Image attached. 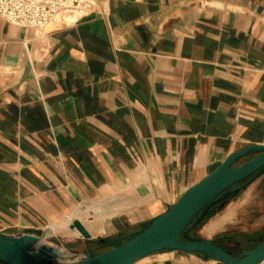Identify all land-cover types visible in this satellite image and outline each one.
<instances>
[{"label":"crops","instance_id":"obj_1","mask_svg":"<svg viewBox=\"0 0 264 264\" xmlns=\"http://www.w3.org/2000/svg\"><path fill=\"white\" fill-rule=\"evenodd\" d=\"M221 1L92 0L43 27L0 15V233L43 234L62 260L97 253L264 143V0ZM192 228L260 241L264 169ZM131 264L227 263L163 248Z\"/></svg>","mask_w":264,"mask_h":264},{"label":"water","instance_id":"obj_2","mask_svg":"<svg viewBox=\"0 0 264 264\" xmlns=\"http://www.w3.org/2000/svg\"><path fill=\"white\" fill-rule=\"evenodd\" d=\"M252 151L255 154L236 163L238 158ZM262 169L264 143H251L235 149L211 172L186 188L177 200L154 216L142 229L103 251L78 259L62 260V252L41 242L43 234L28 231L0 233V264H131L147 253L163 248L197 251L227 264L258 263L264 259V236L255 247L233 253L227 249L228 245L214 239L194 236L184 238L182 234L207 204L227 193L234 194ZM69 226L78 228L83 236H90L80 218H74Z\"/></svg>","mask_w":264,"mask_h":264},{"label":"built area","instance_id":"obj_3","mask_svg":"<svg viewBox=\"0 0 264 264\" xmlns=\"http://www.w3.org/2000/svg\"><path fill=\"white\" fill-rule=\"evenodd\" d=\"M92 0H0V15L30 27H43L57 16L82 12Z\"/></svg>","mask_w":264,"mask_h":264},{"label":"trees","instance_id":"obj_4","mask_svg":"<svg viewBox=\"0 0 264 264\" xmlns=\"http://www.w3.org/2000/svg\"><path fill=\"white\" fill-rule=\"evenodd\" d=\"M232 195V193H227L226 195L222 196L221 198H219L218 200L212 201L211 203L207 204L193 219V221L187 226L185 233L182 234V236L184 238H190L189 234V229L195 224V223H200L203 220L207 219L208 217L212 216L214 213V210L220 206V204L229 199L230 196ZM196 237V236H194ZM227 237V235H226ZM250 242H242L239 243L237 246H227V249L230 252L233 253H237V252H241L244 248H246V244H248Z\"/></svg>","mask_w":264,"mask_h":264},{"label":"rangeland","instance_id":"obj_5","mask_svg":"<svg viewBox=\"0 0 264 264\" xmlns=\"http://www.w3.org/2000/svg\"><path fill=\"white\" fill-rule=\"evenodd\" d=\"M80 12H76V13H72V15L74 16V18L79 14ZM67 15H71V14H69V13H67ZM66 14H64V15H62V16H67ZM61 17V15L60 16H57L56 18H60ZM69 20V19H68ZM253 154H255V152L254 151H252V152H250L249 154H247V155H245V156H243V157H240V158H238L237 160H236V163H240V162H242V161H244V160H246V159H248L249 157H251ZM73 209V208H72ZM72 209H71V211H72ZM71 211H69V212H71ZM69 212H66L64 215H62V216H65L67 213H69ZM79 216H81V217H83V215H79ZM211 217V216H210ZM210 217H208V218H210ZM207 218V219H208ZM207 219H205V220H207ZM205 220H203L202 222H200V223H195L192 227L194 228V229H197L199 226H200V224H202ZM192 228V229H193ZM255 230H262V229H264V228H254ZM259 243V241L258 242H250V243H248V244H246V248H253V247H255L257 244ZM245 249V248H244ZM103 250H105V249H103ZM102 250V251H103ZM100 252V251H99ZM98 253V252H97Z\"/></svg>","mask_w":264,"mask_h":264},{"label":"bare ground","instance_id":"obj_6","mask_svg":"<svg viewBox=\"0 0 264 264\" xmlns=\"http://www.w3.org/2000/svg\"><path fill=\"white\" fill-rule=\"evenodd\" d=\"M216 3H221L222 1L221 0H214ZM67 15V14H66ZM62 16V15H61ZM66 18L67 19H73L74 18V16L71 14V15H67L66 16ZM41 242H45V238L41 241ZM46 243V242H45ZM36 253L38 252L37 250L35 251ZM58 258H60L59 256H58Z\"/></svg>","mask_w":264,"mask_h":264}]
</instances>
